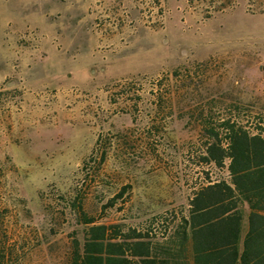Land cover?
<instances>
[{"label":"rangeland","instance_id":"rangeland-1","mask_svg":"<svg viewBox=\"0 0 264 264\" xmlns=\"http://www.w3.org/2000/svg\"><path fill=\"white\" fill-rule=\"evenodd\" d=\"M235 105L264 118V0H0L6 264H66L77 200L139 229L187 210L229 179L189 154Z\"/></svg>","mask_w":264,"mask_h":264},{"label":"trees","instance_id":"trees-1","mask_svg":"<svg viewBox=\"0 0 264 264\" xmlns=\"http://www.w3.org/2000/svg\"><path fill=\"white\" fill-rule=\"evenodd\" d=\"M233 107L227 118L205 116L203 146L189 154L200 165H227L228 180L212 179L205 170L207 181L187 210L175 211L172 219L154 218L141 229L90 216L75 200L83 239L73 238L66 264H264V118ZM96 145L93 154L100 140ZM126 189L102 213L114 209ZM1 231L0 221V264H6L13 252H5Z\"/></svg>","mask_w":264,"mask_h":264}]
</instances>
